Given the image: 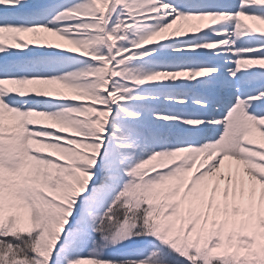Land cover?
I'll return each instance as SVG.
<instances>
[{"label": "snow or ice", "instance_id": "1", "mask_svg": "<svg viewBox=\"0 0 264 264\" xmlns=\"http://www.w3.org/2000/svg\"><path fill=\"white\" fill-rule=\"evenodd\" d=\"M0 264H264V0H0Z\"/></svg>", "mask_w": 264, "mask_h": 264}]
</instances>
